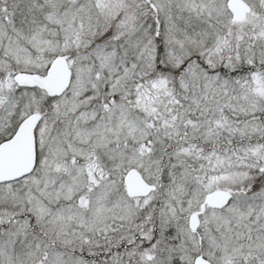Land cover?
I'll return each mask as SVG.
<instances>
[{"label": "snow or ice", "instance_id": "1", "mask_svg": "<svg viewBox=\"0 0 264 264\" xmlns=\"http://www.w3.org/2000/svg\"><path fill=\"white\" fill-rule=\"evenodd\" d=\"M0 264H264V0H0Z\"/></svg>", "mask_w": 264, "mask_h": 264}]
</instances>
